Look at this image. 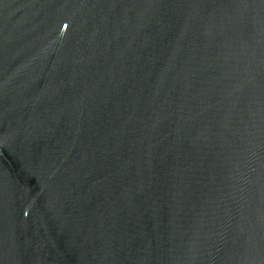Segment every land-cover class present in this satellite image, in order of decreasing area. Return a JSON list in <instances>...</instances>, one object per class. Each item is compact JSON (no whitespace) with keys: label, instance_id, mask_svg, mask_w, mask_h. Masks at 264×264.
<instances>
[{"label":"water","instance_id":"water-1","mask_svg":"<svg viewBox=\"0 0 264 264\" xmlns=\"http://www.w3.org/2000/svg\"><path fill=\"white\" fill-rule=\"evenodd\" d=\"M0 264H264V0H0Z\"/></svg>","mask_w":264,"mask_h":264}]
</instances>
